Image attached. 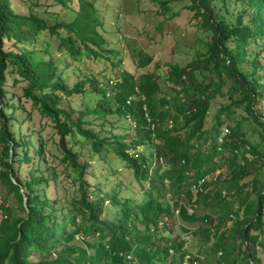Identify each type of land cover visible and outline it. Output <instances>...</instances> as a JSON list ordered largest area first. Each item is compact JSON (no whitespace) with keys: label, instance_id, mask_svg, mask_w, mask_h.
<instances>
[{"label":"trees","instance_id":"trees-1","mask_svg":"<svg viewBox=\"0 0 264 264\" xmlns=\"http://www.w3.org/2000/svg\"><path fill=\"white\" fill-rule=\"evenodd\" d=\"M53 1L61 7L71 2ZM75 1L77 8L71 20L48 26L32 13H15L10 0H0V264H176L172 256L165 262L169 248L177 254L185 245L181 236H165L171 229L172 206L179 208V217L187 223H211L204 213L187 214L181 197H187L190 206L200 204L203 208L218 209L219 218L211 226V232L201 231L206 242L213 236L212 245L229 253V264H238L242 256L241 264H261L255 247L264 252V179L259 177L264 175V158L262 164L254 165V159L261 157V153L244 139L241 131L247 124H256L264 133V113L257 107L264 98V0H241L240 9L228 21L216 15L215 0H190L192 17L210 32L203 54L184 66L164 63L161 67L164 90L153 70L136 74L133 70H121L111 86L114 110L101 103V109L80 110L72 117L59 105V98L82 93L85 82L103 96L98 82L87 78L67 88L50 57L16 46L33 43L46 30L58 38L57 47L66 50L72 61L89 54L99 55L94 49L104 51V40L95 30L99 25L95 0ZM161 6L166 8L167 2L161 1ZM58 31L65 35L60 36ZM5 43L9 45L6 47ZM108 52L115 55L111 50ZM133 61L134 67L147 68L151 55L140 52ZM8 74L14 77L13 84L23 82L21 95L29 101L31 109L48 120L57 135L59 161L75 173L72 178L75 189L66 206H56V199L38 194V189L48 185L47 176L33 175L23 182L19 179V164L29 160V156L25 143L15 139L10 129L16 105L4 100ZM216 97L225 104L219 106L207 128L204 120ZM232 106L240 108L244 115L229 126L224 121L234 113ZM88 112L98 115L115 112L129 118L134 123L131 126L135 137L126 143L120 135L98 136L84 127L89 123L83 119ZM74 133L90 140L94 153L105 145L139 182L146 181L147 189L143 188L145 195L140 202L128 197L118 200L114 194L110 198L108 194L94 195L85 177L86 159L80 162L78 152L67 145V136ZM42 143L39 138L34 153L45 160ZM145 145L151 147V159L142 153L140 147ZM244 147L247 158L240 154L237 160L238 151H244ZM226 148L230 169L228 183L222 187L225 194H220V187L206 192L208 182L202 184L200 191L191 192L192 184L218 171L215 161ZM50 168L51 178L56 179L55 166ZM246 176H251V180L243 182ZM215 179L219 180L218 175ZM191 194L195 198L190 200ZM9 196L14 207L8 203ZM105 197L111 205L120 204L112 219L104 216ZM229 214L233 217V237L239 238L234 248L225 246L224 232L218 231L225 230ZM163 217L168 219L160 223ZM251 230L256 233L250 234ZM258 234L263 235L261 240ZM78 236L85 249L72 243ZM161 240L165 242L160 243Z\"/></svg>","mask_w":264,"mask_h":264},{"label":"rangeland","instance_id":"rangeland-1","mask_svg":"<svg viewBox=\"0 0 264 264\" xmlns=\"http://www.w3.org/2000/svg\"><path fill=\"white\" fill-rule=\"evenodd\" d=\"M161 1L167 2L166 8L161 6ZM189 3L190 0H95L94 7L99 21V25L95 27V30L104 40V51L94 49L99 55L89 54L88 57L82 56L78 61H72L66 50L62 47L58 48V38L49 35L46 30L37 35L33 43L18 44L16 47L27 50L33 49L37 55L44 58L50 57L57 66L59 79L67 88L87 78L98 82L99 88L104 91L103 96L93 91L85 82L82 93H72L70 96L59 98V105L69 111L72 117H75L80 110L101 109V103L104 107L114 110L115 103L111 100L114 89L111 86H113L114 80L118 79L121 70H133L135 74L146 71V69L153 70L159 76L157 82L160 88L164 90L165 87L161 79V67H164V63L184 66L206 51L210 32L200 26L199 21L192 17V11L188 7ZM10 5L15 13H32L44 20L48 26L71 20L77 8L75 0H71L67 7H61L53 0H10ZM240 6L241 0H215L213 8L218 17L228 21L234 18L235 12L240 9ZM58 33L60 36L65 35L63 31H58ZM8 45L9 43H5L6 47ZM10 49H15V47H10ZM108 50L115 52V55L109 53ZM140 52L151 55V61L147 68L134 67L133 59ZM243 65L244 67L247 66L246 64ZM13 78L9 74L6 76L4 100L16 105L14 120L10 121V129L15 139L25 143L26 153L29 156V160L19 164V179L23 182L33 175L42 174L47 176L48 185H45L44 189H38V194L41 196L44 194L49 199H56V206H66L67 198L71 196L75 189V184L72 183L75 173L71 167H66L59 161L56 148L57 135L52 130L48 120L41 118L34 109H31L29 101L21 95L23 82L17 81L13 84ZM223 104H225V101L220 97L212 100L204 120L205 127L209 128L211 126L215 119L214 113ZM257 107L264 113V98L260 99ZM231 108L234 113L230 114L228 119L226 118L227 120L224 121L229 126L233 124L237 117L244 115L240 108L234 106ZM5 110L7 112L8 108H5ZM223 118L224 116L221 117V119ZM83 119L89 122L84 124V127L94 131L98 136L116 134L123 136L126 143H129L135 137L131 120L121 117L115 112L105 113L104 115L88 112L85 113ZM241 133L244 139L254 145L261 153V157L254 159V165L262 164L264 158L263 130L256 124H247ZM39 138L43 141L45 160L38 158L34 153ZM66 140L67 145L78 152L80 162L86 159L85 177L95 196L108 194V197H111L114 194L118 200L128 197L132 198L135 203L140 202V198L144 197V189H147L146 181L139 182L131 169L124 165V162L118 159L114 153L106 150L105 145L101 146L99 152L94 153L90 150V140L77 133L68 135ZM140 148L144 157L150 159L153 157L150 145L141 146ZM17 149L18 151L21 150V148ZM202 151H204L203 147ZM240 154L247 158V149L244 147V151H238L237 160H239ZM229 158V150L226 148L222 157L215 161V164L219 167L218 171L204 177V182H208L204 189L207 190L206 192H211L220 187V194H225L222 187L228 183L227 178L229 177L230 167H228L227 161ZM50 166H55L58 172L56 179L51 178L53 175ZM217 175L219 180L215 182ZM259 177L264 179L262 174H259ZM250 180L251 176H246L243 182ZM108 197H105L103 201L104 216L112 219L115 217L114 210L119 209L120 204L118 202L111 205V202L107 199ZM194 198L191 194L190 200ZM231 200L232 195H230ZM187 201V197H181L182 204H189L190 201ZM8 203L14 207L15 203L11 196L8 197ZM130 205V202L126 203V206L129 207ZM193 205L194 212L197 215L204 213L210 217L211 223L202 221L191 224L182 220L179 215H170L169 219L172 218V222H170L171 229L169 234L165 236L176 238L184 236L185 232L190 231L191 236L185 242L184 251L190 255L192 254L191 258L197 259L195 264H229V253L212 245L213 236H210L209 241L206 242L204 232L201 231L206 229L211 232V226L216 224L219 218L218 209L212 206L203 208L200 204ZM233 205H236V203L233 202ZM229 217H232L231 214H229ZM262 219L264 221V215ZM232 222L227 221L225 230L220 228L218 231L224 232L227 239L224 243L225 246L231 247L233 245L234 248V244L239 242V238L233 237L235 234L232 232ZM255 233V231H250V234ZM80 238L81 236L73 238L72 243L80 249H85L86 247ZM258 238L261 240L263 235L258 234ZM163 242L165 241L161 240L160 243ZM233 248H231V251ZM87 250L91 253L90 249ZM255 250L261 264H264V252L258 247H255ZM218 252L220 253L217 254ZM177 254L180 255L181 252ZM201 256L204 258H201ZM241 258L242 260H237L238 264L243 262V256ZM169 259L170 257H166L165 262H168Z\"/></svg>","mask_w":264,"mask_h":264},{"label":"clouds","instance_id":"clouds-1","mask_svg":"<svg viewBox=\"0 0 264 264\" xmlns=\"http://www.w3.org/2000/svg\"><path fill=\"white\" fill-rule=\"evenodd\" d=\"M186 205L188 206L189 204H186ZM186 205H183V207H185V209L187 207ZM190 207L192 208V211L191 212H188L186 210V213L187 214H191L194 211V206H190ZM174 208H178V207H173L172 206V210H171L172 211V216H178L179 208H178V213L177 214L174 213V211H173ZM167 219L165 217V220L162 219V221L160 223L166 221ZM232 219H233V217H230V220H228V221H232ZM190 236H191L190 231H187V232H185L184 236H181V237L186 242V240H188ZM183 247H185V245ZM180 252H181V254L179 255V254L174 253L171 248L168 249V253H169L168 255H169V257L172 256L176 260V262H177L176 264H182V263H185V264H195V261H197L196 258H191L190 256H192V254L190 255L188 252H185L184 251V248H183V251H180ZM177 253H179V252H177ZM219 253L220 252H218L217 254H219ZM201 258H204V257L201 256Z\"/></svg>","mask_w":264,"mask_h":264},{"label":"built area","instance_id":"built-area-1","mask_svg":"<svg viewBox=\"0 0 264 264\" xmlns=\"http://www.w3.org/2000/svg\"><path fill=\"white\" fill-rule=\"evenodd\" d=\"M129 100H130V98L127 97V99H126V103H128ZM130 122H132L131 125L134 126L133 121L131 120ZM224 132H226L225 129H224ZM203 182H204V178H201V179H199L196 183L192 184L191 187H190L191 191L195 192L196 189H197V190L199 189V191H200ZM167 196H168V195H167ZM186 210H187L188 212H191V211H192V208L188 205V206L186 207ZM173 211H174L175 214H177V213H178V208H174ZM163 220H165V217H163ZM182 264H185V263H182Z\"/></svg>","mask_w":264,"mask_h":264}]
</instances>
